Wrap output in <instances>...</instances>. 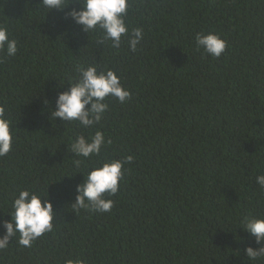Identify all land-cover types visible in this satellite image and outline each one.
<instances>
[{
    "label": "trees",
    "instance_id": "trees-1",
    "mask_svg": "<svg viewBox=\"0 0 264 264\" xmlns=\"http://www.w3.org/2000/svg\"><path fill=\"white\" fill-rule=\"evenodd\" d=\"M39 4L0 0L18 47L0 52V108L14 130L0 157V236L23 188L47 195L54 227L31 247L11 237L0 264H264L246 253L264 241L241 226L264 218V0H129L125 22L144 32L135 52L128 36L119 48L99 30L87 36L66 15L79 0L47 13ZM198 32L219 34L224 53L198 48ZM93 64L114 70L130 97H106L92 127L52 119L58 91ZM96 131L111 143L76 156L71 144ZM128 155L118 193L105 194L109 212L73 207L89 168Z\"/></svg>",
    "mask_w": 264,
    "mask_h": 264
},
{
    "label": "clouds",
    "instance_id": "clouds-1",
    "mask_svg": "<svg viewBox=\"0 0 264 264\" xmlns=\"http://www.w3.org/2000/svg\"><path fill=\"white\" fill-rule=\"evenodd\" d=\"M71 0H40V6L46 13L53 9H64ZM80 8H72L66 15L81 26L87 33L101 31L103 40L111 41V46L119 48L122 38L128 36V48L135 52L140 41L144 37L141 27L129 29L125 22L129 0H79ZM103 42V41H100ZM195 43L208 55L219 58L226 49V41L214 32H198L195 35ZM17 41L10 38L7 27L0 24V52L6 57L17 54ZM70 86L64 91H58L55 99V107L50 108V117L54 120L60 118L65 122L79 121L85 127L98 124L104 113L108 110L106 97H114L121 104L130 97V91L121 84V78L114 70L98 71L97 67L88 65L78 69V76L67 82ZM63 85V84H61ZM45 105H49L47 100ZM3 108H0V157L7 155L12 147L14 130L11 121L3 118ZM105 143H111L105 139L102 131H96L93 136L86 138L78 136L71 144V151L78 157H91L98 155ZM133 160L132 155L125 156L123 160L113 159L98 163L89 168L81 183L77 185V196L72 203L76 209H90L106 213L113 206L114 201L106 198L114 196L119 191V183L123 178V165ZM81 160H76L79 168ZM80 172V171H78ZM256 183L264 188V175L255 177ZM36 191L26 188L20 189L14 194L10 211V219L2 221L5 233L0 236V249L9 246L11 237H15L17 243L23 247H31L32 243L47 232L53 230L54 209L51 201ZM245 231L255 237L257 244L264 241V218L248 217L242 221ZM18 234V235H17ZM248 258L256 259L264 255V246L246 248ZM66 264H84L83 261L68 260Z\"/></svg>",
    "mask_w": 264,
    "mask_h": 264
}]
</instances>
